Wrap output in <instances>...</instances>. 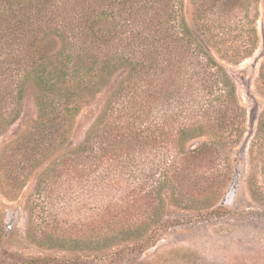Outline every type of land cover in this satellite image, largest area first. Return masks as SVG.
Segmentation results:
<instances>
[{"label": "trees", "instance_id": "1", "mask_svg": "<svg viewBox=\"0 0 264 264\" xmlns=\"http://www.w3.org/2000/svg\"><path fill=\"white\" fill-rule=\"evenodd\" d=\"M185 1L0 0V133L27 90L37 108L0 149V188L14 193L41 168L31 208L78 210V219L67 211L47 222L28 210L27 234L50 224L45 235L77 227L86 235H143L163 188L224 183L217 160L243 134L244 113L219 59L239 63L255 51L258 0H187L190 23ZM118 71L123 79L83 139L66 148L87 96ZM257 82L264 93V55ZM262 131L264 109L255 132L264 149ZM194 136L205 140L186 147Z\"/></svg>", "mask_w": 264, "mask_h": 264}, {"label": "rangeland", "instance_id": "2", "mask_svg": "<svg viewBox=\"0 0 264 264\" xmlns=\"http://www.w3.org/2000/svg\"><path fill=\"white\" fill-rule=\"evenodd\" d=\"M255 5V51L239 63L219 59L235 84L244 113L243 134L223 152L227 156L217 160L226 175L224 183L206 187L200 182L192 191L186 186L163 188L164 202L157 209L155 221L145 226L147 232L143 235H86L78 227L45 235L52 232L50 224L33 226L27 234L29 211L46 216L45 222L67 211H72L73 220L78 219V210L62 203H39L31 208L37 175L42 170L39 168L14 193L7 194L0 188V221L6 230L0 237V264H264V149L262 144L260 147V138L255 137L257 117L264 109V93L257 86L264 55V0ZM183 10L190 23L191 7L187 0ZM56 43H48L46 50L53 51L52 45ZM123 77V71L116 72L99 93L87 96L74 120L66 148H73L83 139ZM36 116L32 91L27 90L15 120L2 125L0 149L21 135ZM260 135L264 137V131ZM204 140L191 137L186 147ZM147 207L142 206L140 212ZM35 240L44 242L39 244Z\"/></svg>", "mask_w": 264, "mask_h": 264}]
</instances>
